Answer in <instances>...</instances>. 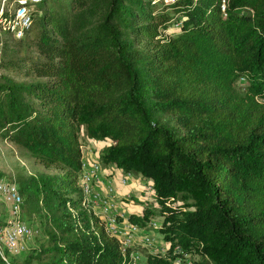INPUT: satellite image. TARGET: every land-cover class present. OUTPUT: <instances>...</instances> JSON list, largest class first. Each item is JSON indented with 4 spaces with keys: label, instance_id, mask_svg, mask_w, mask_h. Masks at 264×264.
Instances as JSON below:
<instances>
[{
    "label": "trees",
    "instance_id": "trees-1",
    "mask_svg": "<svg viewBox=\"0 0 264 264\" xmlns=\"http://www.w3.org/2000/svg\"><path fill=\"white\" fill-rule=\"evenodd\" d=\"M226 2L224 15L222 0H42L26 54L0 42V69L32 80L0 76V133L60 172L20 186L47 237L23 264H130L83 207L82 135L153 182L159 212L130 216L163 218L170 253L151 264L177 247L195 264H264V0Z\"/></svg>",
    "mask_w": 264,
    "mask_h": 264
},
{
    "label": "built area",
    "instance_id": "built-area-1",
    "mask_svg": "<svg viewBox=\"0 0 264 264\" xmlns=\"http://www.w3.org/2000/svg\"><path fill=\"white\" fill-rule=\"evenodd\" d=\"M152 4L165 6L174 3L176 0H145ZM42 0H17L14 4L1 6L0 10V37L8 35L15 39H21L31 29L33 22V10L41 4ZM227 2L222 0L221 11L227 13ZM177 28L179 25L176 26ZM82 152V176L81 190L83 195V207L91 215L92 224L97 223L103 227L105 232L117 239L121 245L123 254L129 255L130 264L141 263V254L136 251L135 245L147 246L150 253L155 256L168 257L170 245L162 244L160 247L154 244L153 230L159 228L157 221H150L145 227L132 223L130 213L126 210L123 201L130 199L131 194L123 198L118 196L117 189L111 181L105 182V174L109 169L94 158L92 148L81 146ZM111 172V171H110ZM129 175L126 174L121 179V184H129ZM145 196L154 198L156 193L153 182L147 180ZM143 191V190H142ZM141 191V192H142ZM143 196V195H142ZM25 199L20 191V187L10 179L0 175V257L5 264H13L12 257L20 256L29 249V244L33 237V229L27 224L24 217ZM182 249L177 247L173 255V264H192L191 255H182Z\"/></svg>",
    "mask_w": 264,
    "mask_h": 264
},
{
    "label": "rangeland",
    "instance_id": "rangeland-1",
    "mask_svg": "<svg viewBox=\"0 0 264 264\" xmlns=\"http://www.w3.org/2000/svg\"><path fill=\"white\" fill-rule=\"evenodd\" d=\"M16 1L17 0H14L11 4H14ZM0 4L1 6L4 5V3L2 2ZM0 42L4 43L7 46V48L3 52L4 55L11 54L12 56H17L19 54H24V55L26 54L24 52L26 51L27 46L18 45L17 39H14L11 36L2 35L0 37ZM0 76L13 77L18 82H22V83L32 82V80L21 79L17 72L8 73L3 69H0ZM245 86H246V81L244 79H241L238 82V89L242 90ZM163 119L171 125H173L176 121L174 117L169 115H164ZM80 144L85 149L89 147L92 148L94 150V158L97 161H99L103 165V167H109L108 165H104L102 163L101 154L106 147L112 145V142L110 140L96 141L87 138L85 135H82L80 139ZM59 173L60 172L54 168L47 169L37 164L26 149H24L19 145H16L15 143L11 142L9 139L4 138L0 133V175L1 176L10 179L11 181H14L20 187L22 182H28L33 178H37L41 174L57 175ZM128 175H129L128 177L129 186H131L133 190L137 191V186L136 184H134L133 181L139 177V179H141L140 180L141 189L143 190L142 192H140L139 194L133 197V202L128 203L130 199L123 201L125 203L123 204V206L126 207V210L130 213V215L142 216L145 210L150 208L155 209L157 212H159L160 206L158 205L157 202L154 201V198L150 196L146 197L147 195L145 196V190L147 189L148 186L147 180L141 177V175H138L136 173H130ZM24 213H25L24 217L27 221V224L33 229L34 233L31 242L28 246L29 247L28 251L22 253L20 256L12 257L13 264L14 262L16 264H23L26 258H28L29 255L38 252L47 240V237L44 233L43 217L46 214V212L43 208V205L38 203L36 200L27 202L24 207ZM152 220L157 221L158 224H160L159 227L162 225L163 218L162 216H160L159 213L156 214V216H154ZM151 234L154 237V244H156V246L160 247L162 244L168 245V243L165 242L163 235L158 232V229L153 230ZM134 249L136 251H139V253L141 254V258H142L141 263L151 264L149 257L152 254L150 253V250L147 246L145 247L143 245L136 244ZM190 260L192 264H195V262H198L199 260H201V258L198 255L192 254Z\"/></svg>",
    "mask_w": 264,
    "mask_h": 264
},
{
    "label": "crops",
    "instance_id": "crops-1",
    "mask_svg": "<svg viewBox=\"0 0 264 264\" xmlns=\"http://www.w3.org/2000/svg\"><path fill=\"white\" fill-rule=\"evenodd\" d=\"M109 169L108 173H112L113 177H111L109 174H105V182H108L109 180L111 181L112 185L115 186V188L117 189V193L118 196L120 197H124L125 195L131 194L132 196H136L137 194H139L142 189H141V185H140V180L139 177L134 180V184H136L137 186V191L133 190L131 186L126 185H122L121 184V179L127 174L122 170L116 169L113 166H109L106 167ZM111 171V172H110ZM139 181V182H138ZM138 184V185H137Z\"/></svg>",
    "mask_w": 264,
    "mask_h": 264
}]
</instances>
